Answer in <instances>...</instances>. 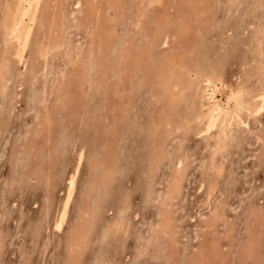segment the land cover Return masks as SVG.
<instances>
[{"label":"rangeland","instance_id":"374dc122","mask_svg":"<svg viewBox=\"0 0 264 264\" xmlns=\"http://www.w3.org/2000/svg\"><path fill=\"white\" fill-rule=\"evenodd\" d=\"M174 1L176 2L177 0H170L172 3ZM208 1L212 5L211 9L213 13L211 23H209L210 25H204L206 28L203 30L202 36L196 31L188 35L187 38V42L191 44L192 48L194 46L201 47V49L199 48L196 50L197 52L190 54V62L193 65H197V67L199 66V68L202 66V68H207V65L214 66L219 70L218 72L223 81L228 85H235L245 81L244 83L248 84H246V86L253 89L259 84V81L254 69L255 52L252 49L253 45H251L254 43L252 33L254 29L253 26L264 17V1L235 0L236 2L230 6H227L226 0ZM258 3H262L260 7L255 6L259 5ZM65 7L67 9L64 12H68L67 10L72 8L71 6L69 8L66 4ZM73 11L75 14H73L72 17H77V15L80 14V10L78 11L75 9ZM249 19L254 22H252V27L247 25L251 22ZM120 27L121 26H118V32L122 29ZM86 37L84 31L76 27H71L67 29L64 44L67 45L68 43L70 45L71 42H76L78 40L77 44L80 45L79 47H81L83 51L86 50ZM0 39L1 53L3 47L1 33ZM229 40H231V43ZM169 47L170 45L168 44L167 47H162L160 50L164 51L169 49ZM29 48L28 53L31 51L32 47L30 46ZM88 48L89 45L87 46V49ZM219 57L220 59L218 60ZM226 57L229 58L226 59ZM65 58L66 56H54V60L48 68L49 73L47 74L49 75L44 77V75L41 76L38 74L32 79L29 78L28 74L30 72L29 65L31 62L28 61L27 65L29 67L26 66L28 69H25L22 64H17L11 60V73L9 79L5 83L4 90H0V264H247V262L248 264H264V209H262L264 208V192H262L264 191V137L259 138L264 133V110L256 117H248L247 127H245V125H242L239 129L235 126L233 127L231 134L234 136L230 137L227 143L230 148L226 146L222 152L214 157L215 164H224L223 172L216 181L214 178V169L211 164L210 154L212 153V149H209V147L214 144V137L212 134L210 136L208 135L206 138L205 136H197L193 133L183 134L182 131L175 132L168 137L162 149V153L164 154L163 159L159 162L156 170L153 171L150 162L154 155V143L153 139L148 136L149 132L147 127L143 125L144 120H149L150 113L152 115L155 114L158 107L161 105L155 103L149 93L146 90L144 91V89L141 90L140 88L135 92L136 96L133 93H130V95L126 94V97H128L127 101L130 105L125 107V109L128 110H126V115L119 127L118 125L113 126L111 124L116 115L115 111H113L116 97L118 96L117 101L120 100H118L119 95L115 93V88L111 87L112 85L110 83L112 80H110L107 84L99 81L100 83L97 82L98 85L95 83L90 84L88 88L83 87L82 90H85L86 93H83V96L79 97L78 102H75L69 109L65 108L58 110L55 117H53L52 123L54 124L50 123L47 130L46 127L42 129L40 119L43 109H45L46 106L52 105V100L55 97L53 92L54 87L47 88V86L51 83V77L59 75V73L64 74L67 71V61ZM217 60L221 63H218ZM252 69H254V71ZM99 71H101V69H99ZM99 71L95 74H98ZM248 75L250 77H248ZM242 77H244L245 80L244 78L242 80ZM21 79L23 82H21ZM44 79H47L45 82L48 81V83H43L42 80ZM84 79H86V76ZM53 80H55V78ZM250 81L252 82L249 83ZM19 84L21 85L19 86ZM42 87L47 88V90L45 89V93L42 92L44 89ZM101 89H103V92ZM193 90L195 99H198L196 100L197 102H195L199 103L202 99L198 98L199 91L194 88ZM227 90V88L224 90L221 89L222 94L217 93L216 97L224 100ZM106 94L107 97L109 95L111 96L107 98L105 96ZM131 95H133L134 98L131 97ZM106 98L109 102L105 100ZM93 99L96 101H93ZM123 99H121V101H123ZM203 100V102L206 101L205 99ZM91 111L94 112V116L90 113ZM105 114L109 116L107 120H105V122L110 124L109 126L103 125L104 121L102 117ZM76 115H80V120L82 121H79V117ZM38 127H41L39 133H48V131L51 133L49 141L44 139L41 133H37ZM112 128L113 132L111 134L109 130H112ZM115 128H117V130ZM84 131L87 133L86 135H82ZM34 133L36 134L35 138ZM88 137L90 139H88ZM33 140L38 142H34L33 146H30L29 144ZM78 147H84V152L87 156L83 158L80 167L79 174L81 175H78V180H80H77L78 183L72 197L66 221L61 231L58 232L52 227L55 217L51 216L56 215L57 212L55 211H57L59 202L63 198L65 179L72 168V164L74 165L75 163L76 157L74 156L79 149ZM17 148L19 149L17 150ZM109 151H111V154ZM88 153H92V156L96 157V159L93 160L95 165L92 169L90 165V159H92V157L88 155ZM180 155L187 156L181 188L174 193L170 202L168 201L167 203V207L170 208L169 212L174 218L171 229L173 232H176V230L177 232L168 235L167 232L165 233L161 230L159 218H161V213L165 209L163 208L165 204H163L162 199L165 197L164 191L167 189V182H169L167 180L170 179L173 170L172 163L174 157ZM114 156H116V158H114ZM107 157L109 158L108 160ZM222 157L224 158L222 159ZM199 162L202 163L200 164ZM205 165L210 168H206ZM46 176H49L50 182L46 181ZM93 177L96 179L101 178V185L93 186ZM201 180H205V188L204 186L199 188L202 182ZM215 182H217V187L213 194H211L209 198L204 196L208 194L209 184H214ZM48 183L50 184L49 186ZM244 187H246V189ZM51 188L52 190H50ZM259 192L261 193L259 194ZM228 193L229 197L227 196ZM243 195V199L246 203L241 199ZM219 202L221 206L218 205ZM86 204H88L90 208L88 215L90 216L91 226L86 236L87 241L85 239L86 242H84L83 247L79 250V254L73 257L68 243L65 244V242H69L73 235L71 232L74 231V229L70 228H74L75 224L80 220V210L82 206ZM201 205L204 207H200ZM222 205L224 206L222 207ZM213 206L215 209L218 208V210H222V214L216 219L211 229L206 223L213 216V210H215ZM55 207H57L56 210ZM187 209L188 212L186 211ZM250 209H252V211ZM156 212H158V215ZM207 212L209 216H207ZM252 212L255 213V217L250 214ZM73 221L74 223H72ZM115 221H120L122 225L116 226L111 230L107 229L108 224ZM220 223L222 224L221 227L223 231L221 227H219L221 225ZM226 226L227 228H225ZM229 226H233L231 231ZM36 234L38 237L35 236ZM200 236L203 238L201 239ZM223 237L225 238L223 239ZM252 239H256L254 241V251L246 252L245 249ZM229 240L232 242H229ZM197 241L199 242L196 243ZM223 244L226 245V247ZM156 245V248H158L157 250H155ZM259 246H261V248ZM225 252H227V254ZM70 253L71 255H69ZM246 253L249 256L246 255ZM208 254H210V256ZM242 254L245 257L241 256ZM256 255L261 258L258 257V259H256ZM195 259L199 261L197 262ZM239 259L242 260V262ZM21 261H23V263ZM201 261L202 263H200Z\"/></svg>","mask_w":264,"mask_h":264},{"label":"bare ground","instance_id":"6f19581e","mask_svg":"<svg viewBox=\"0 0 264 264\" xmlns=\"http://www.w3.org/2000/svg\"><path fill=\"white\" fill-rule=\"evenodd\" d=\"M66 1L67 0H0V33L2 35V43H3L2 51L0 53V90L1 91H2V89L4 90L5 83L9 79V75L11 73V65H10L11 60H13L17 64H22L25 69L30 66V68H29L30 72L28 71L29 72L28 74H29V78L32 79V78L36 77V75H38V74L41 76L44 75V77L49 75V74H47V73H49L48 68L50 67L52 61L54 60V56H56V55L59 57L66 56L65 59L67 61V71L64 74L59 73V75H55V76L51 77V79H52V80H50L51 83L49 86H47V88H52V86L54 87L53 92L55 94L54 95L55 97L52 100L53 104L52 105L49 104L50 106H46L45 109H43V113H42V116L40 119V125H41L42 129L46 127V130H47V127L49 126L50 123L53 122V117H55L58 110H62L65 108L69 109L75 102H78L79 97H82L83 96L82 94L86 93L85 90H82L83 87L88 88L90 86V84H95L97 82L98 83L103 82L104 84H107L108 81H110V80H112V82L110 83L112 86L111 85L110 86L115 88V93L117 95H119L118 100H120V101H117V97H118L117 96L116 100H115L116 103L113 106V111H115L116 115H115L114 119L112 120L111 124L113 126L118 125V127H119V125L121 124V121L124 119V117L126 115V110H128V109H125V107L130 105L129 102L127 101L128 97H126V94L130 95V93H133L135 95L136 94L135 92H137L141 88V90L144 89V91L146 90L149 93L150 97L155 101V103H159V105H161L158 107L155 114L152 115L149 112L150 115H152V116L149 115V120L148 121L144 120V125H143V126L147 127V130L149 132L148 136L153 139V143H154L153 144V149H154L153 154L154 155H153L151 162H150V165H151L153 171L156 170L159 162H161V160L163 159L164 154L162 153V149H163L164 145L166 144L168 137L171 136L172 134H174L175 132L182 131L183 134L193 133L197 136H205L206 138L208 137V135L210 136L212 134V136L214 137V144L211 145L212 144L211 143L210 144L211 146L209 147V149H212V153L210 154V156H211V164H212V167H213L214 173H215L214 178L216 181V179L223 172V167H224L223 165L224 164H220L217 162H216L217 164H215L214 163V157L217 154H219L220 152H222L226 148V146H228L227 143L229 142L230 137L234 136L231 134L233 131V127L235 126L238 129L241 128L242 125H245V127H247L246 124L248 123L247 122L248 117H250V116L256 117L257 115H259L264 110V17H263V19H260L259 21H257V24L254 26H253L254 22L251 21L250 19L249 20L251 22L247 24L248 26H251V27L253 26V28H254L253 33H252V39H253L254 43L251 45H253L252 49L255 52L254 69H255V73L258 76L257 79L259 81V84L257 86H255L253 89H251V88H248L246 86L247 83L245 84L244 83L245 81L242 83H237L235 85H228L225 81H223L221 75L218 72L219 70H217L212 65H207V68H202L203 66L201 68H199V66L197 67V65H193L190 62V54L193 52H197L196 50L199 48L201 49V47L200 46L199 47L194 46L192 48L191 44H189L187 42L188 41L187 38H188V35H191L196 31L198 33H200L202 36L203 35L202 32H204L203 30L206 28V27H204V25H208L209 23H211V18L213 17V13H212V9H211L212 5L208 0H177L176 2L174 1L175 3L170 2V0H68L67 2ZM236 1L235 0H226V4H227V6H230V5H233L234 2H236ZM254 1H258V0H254ZM244 3H246V2H244ZM65 4L68 5L69 8H70V6L72 7L71 9L67 10L68 12H64L67 9L65 7ZM252 4H254V3H252ZM258 4L259 5H255V6L260 7L262 3L261 4L258 3ZM75 9L78 11L80 10L79 11L80 14L77 15V17H75V16L72 17V15L75 14V12L73 11ZM249 9H253V8H249ZM253 13H255V12H253ZM253 13H251V14H253ZM260 13H262V12H260ZM69 19H71V20H69ZM247 21H248V18H247ZM118 26H121L120 28H122L120 32H118L119 31ZM71 27H76V28H78V29H80L86 33V36H87L86 37L87 38V44L85 43L86 50L82 51L81 47H79L80 45L77 44L78 40L76 42H71L70 45L68 43H67V45L64 44V39H66L67 29H69ZM250 39H251V37H250ZM237 41H238V39H237ZM229 42L231 43V40H229ZM168 44L170 45L169 49L164 50V51L160 50V48H162V47H167ZM235 44H236V42H235ZM88 45H89V48L87 49ZM30 46L32 47V49L28 53ZM245 52H247V51H245ZM228 58L229 57H226V59H228ZM219 59H220V57L218 58V60ZM218 60H217V62H218ZM221 60H222V58H221ZM28 61L31 62L29 66L27 65ZM212 61H213V59H212ZM223 62H225V61H223ZM247 62H248V60H247ZM218 63H221V62L219 61ZM199 64H201V63H199ZM229 66H231V65H229ZM245 68H246V66H245ZM99 69H101V71H99ZM254 69H252V70L254 71ZM98 71H99V73L95 74ZM249 71H251V70H249ZM239 75H240V72H239ZM241 75H242V72H241ZM85 76H86V79H84ZM248 77H250V76L248 75ZM54 78H55V80H53ZM243 78L244 77H242V80H243ZM45 80H47V79L42 80L43 83H48V81L45 82ZM244 80H245V78H244ZM228 81H230V80H228ZM21 82H23L22 79H21ZM251 82L252 81H250L249 83H251ZM98 83H97V85H98ZM20 85L21 84H19V86ZM43 85H45V84H43ZM42 88H44V87H42ZM42 88H41V91H42ZM47 88L45 87L42 92L45 93V89L47 90ZM193 88L195 90L199 91V97L198 98H202L201 101H199V103H196L197 102L196 100H198V99L197 98L195 99V97H194ZM225 88L228 89L226 94H225V99L221 100L220 98H217L216 94L217 93L222 94L221 89L224 90ZM102 90L103 89H101V91ZM107 91H108V89H107ZM107 91H106V93H107ZM97 92H99V91H97ZM104 92H105V90H104ZM116 94H115V96H116ZM102 95H104V94H102ZM111 95H109L108 97H110ZM105 96L107 97V94ZM131 97L134 98L133 95H131ZM107 98L105 100H108ZM114 98H112V99H114ZM121 99H123V101H121ZM140 99H142V98H140ZM203 99H205L206 101L203 102L204 101ZM93 101H96V100L93 99ZM140 101H142V100H140ZM104 102H106V101H104ZM108 102H109V100H108ZM123 102H125V103H123ZM146 110H148V109H146ZM90 113L92 115L94 114V112H92V111ZM145 115H147V114H145ZM96 116H99V115H96ZM77 117H79L78 118L79 121H82V120H80V118H81L80 115ZM107 117H109V116H106V114L102 117V120L104 121L103 122L104 126L110 125L108 122H105V120H107ZM258 118H259V116H258ZM125 120H128V119H125ZM129 121H131V120H129ZM129 121H128V123H129ZM52 124H54V123H52ZM41 127L37 128V133H39V131H41L40 130ZM115 129L117 130V128H115ZM103 130H101V131H103ZM35 131H36V128H35ZM94 131H96V130H94ZM109 131L112 134L113 128H112V130H109ZM240 132H242V131H240ZM41 134L44 137V139L49 141V138L51 137V133H49V131H48V133L44 132ZM86 134L87 133L85 131L82 133V135H86ZM53 136H54V133H53ZM35 137H36V134L34 135V138ZM101 137H102V135H101ZM261 137H264V133L259 138H261ZM27 138H28V136H27ZM88 139H90V138L88 137ZM115 139H117V138H115ZM34 142H38V141L33 140L30 142L29 145L33 146ZM204 142H203V144H204ZM15 143H16V141H15ZM27 144H28V142H27ZM93 144H95V143H93ZM18 149L19 148H17V150ZM84 151H85L84 147H81L76 151V153H75L76 155L74 156V157H76L75 163H74V165L72 164V168L70 169V171H69V173L65 179L63 198L59 202V207H58L57 211H55V212H57L56 215L51 216V217H55L53 224H52V227L55 231H58V232L61 231V229L63 228V225L66 221V216H67V213H68L71 201H72L74 191L76 190L75 189L76 185L78 183L77 182L78 175H81V174H79L80 167H81L83 158H85L87 156ZM31 152H29V153H31ZM109 152L111 154V151H109ZM207 154H209V153H207ZM88 155H91V157H92V159H90L91 160L90 165H91V169H92V168H94L93 166L95 165L93 160H95L96 157L92 156V153H88ZM32 156H34V155H32ZM34 157H36V156H34ZM114 158H116V156H114ZM223 158L224 157H222V159ZM29 159H30V157H29ZM108 159L109 158L107 157V160ZM186 159H187L186 155H183V156L180 155V156L174 157V160L172 163L173 164V167H172L173 170L171 172L170 179L167 180L169 182H167L168 186H167V189L164 191L165 197L162 199L163 204H165V206L163 208H165V209L161 213V218H159V221H160L159 225H160L161 230L164 231L165 233L167 232L168 235L174 233L175 231L173 232V230L171 229L172 221H174V218L172 217L171 213L169 212L170 208L167 207L168 206L167 203H168V201L170 202L174 193H176L181 188V183H182V179L184 176L183 175L184 174V166L186 165V163H185ZM217 159H219V158H217ZM195 160H198V159H195ZM72 161H74V160H72ZM56 162H57V160H56ZM165 166H166V164H165ZM190 166H189V168H190ZM43 167H44V165H43ZM207 167L208 166H206V168ZM208 168H210V167H208ZM203 170H205V169H203ZM192 172H194V171H192ZM209 172H210V170H209ZM225 173H226V170H225ZM91 175H93V174H91ZM224 175H226V174H224ZM210 176L212 177L211 174H210ZM92 180L94 182V184L92 183L93 186L101 185V178H99V179L94 178ZM46 181H49V176H46ZM204 181L201 182L199 188L204 186V184H205ZM44 183H46V182H44ZM185 183H186V180H185ZM49 185L50 184L48 183V186ZM209 186H210L209 191L207 192L208 194L207 195L203 194L204 196H207L208 198L216 190L217 182H215L214 184L210 183ZM204 188H205V186H204ZM244 188L246 189V187H244ZM235 189H236V187H235ZM50 190H52V188ZM221 190H222V188H221ZM260 190H261V188H260ZM226 192H225V195H226ZM262 192H264V191H262ZM205 193H206V191H205ZM229 193L227 195L228 197H229ZM260 193L261 192H259V194ZM45 194H47V193H45ZM188 195H190V194H188ZM248 195H249V193H248ZM213 197H214V195H213ZM46 198H48V197H46ZM243 198H244V195L241 199H243ZM204 199H205V197H204ZM176 201H177V199H176ZM239 201H240V199H239ZM243 201H244V199H243ZM249 201L252 202L251 200H249ZM114 202H115V200H114ZM123 202H125V201H123ZM174 202H175V200H174ZM201 202H203V201H201ZM244 202L246 203V201H244ZM49 203H50V201H49ZM182 203H183V201H182ZM173 205H174V203H173ZM202 205L200 207L203 208L204 206H202ZM218 205H220V202ZM88 206H89L88 204L82 206V209L80 210L81 211L80 220L77 222V224H75L74 228H72V227L70 228V229H74V231L71 232L73 235L71 236L69 242H65V244L68 243L69 249H71V253H72L73 257H76L79 254V252H80L79 250L83 247L84 242L87 241L86 236L90 230L89 227L91 226V220L89 218L90 216L88 215V213L90 212V208ZM107 206H108V204H107ZM223 206L224 205H222V207ZM225 207H226V205H225ZM56 208L57 207H55V210H56ZM213 208H214V206H213ZM262 209H264V208H262ZM250 210L252 211V209H250ZM171 211H173V210H171ZM186 211L188 212V209ZM221 211L218 210V208L213 210L212 218L210 220H208V222L206 223V224H208V226H210V228H211V226H213L215 224L216 219L222 214ZM211 212H212V209H211ZM156 213L158 215V212H156ZM207 214H208V212H207ZM207 214H205V215H207ZM250 214L253 215V217H255L254 216L255 213L252 212ZM124 215H125V213H124ZM251 215H249V216H251ZM207 216H209V214ZM185 217H186V215H185ZM226 217H227V215H226ZM180 220H182V219H180ZM175 221H177V220H175ZM72 223H74V221ZM46 225H47V223H46ZM121 225L122 224L120 223V221H115L113 223L108 224L107 229L111 230V229L115 228L116 226H121ZM44 226H45V224H44ZM221 226H222V224L219 227H221ZM34 227H35V225H34ZM225 228H227V226ZM231 228H233V226L230 227V231H231ZM129 229H130V227H129ZM221 229H222V227H221ZM36 230H37V228H36ZM222 231H223V229H222ZM228 231H229V228H228ZM34 232H32V233H34ZM157 232H158V229H157ZM176 232H177V230H176ZM183 232H185V231H183ZM192 232H193V230H192ZM51 233H52V231H51ZM134 233H135V231H134ZM180 233H181V231H180ZM180 233H177V234H180ZM158 234H160V233H158ZM35 236H37V234ZM126 237H128V236H126ZM184 237H185V234H184ZM194 237H195V235H194ZM202 238L203 237H201V239ZM224 238L225 237H223V239ZM228 238H230V237H228ZM85 239H86V241H85ZM33 240H32V242H33ZM162 240H163V238H162ZM162 240H161V242H162ZM255 240L256 239H252V241L249 243L248 247L247 248L245 247L246 252L247 251H250V252L254 251V244H255L254 241ZM36 241H37V239H36ZM191 241H192V239H191ZM92 242H93V240H92ZM198 242L199 241H197L196 243H198ZM203 242H204V240H203ZM229 242H232V241L229 240ZM236 242H237V240H236ZM165 243H166V241H165ZM244 243H245V241H244ZM89 244H90V242H89ZM88 246H90V245H88ZM224 246L226 247V245H224ZM241 246H243V245H241ZM156 247H157V245L155 246V250L158 249ZM259 247L261 248V246H259ZM65 248H66V246H65ZM41 250H43V249H41ZM103 250H104V248H103ZM140 251H141V249H140ZM199 251H200V249H199ZM24 253H26V252H24ZM71 253L69 255H71ZM141 253H142V251H141ZM225 253L227 254V252H225ZM241 253H242V251H241ZM153 254L155 255L154 252H153ZM210 254H211V252H210ZM210 254H208V255L210 256ZM108 255H111V254H108ZM228 255H226V256H228ZM246 255H248V254L246 253ZM259 255H261V254H259ZM194 256H196V255H194ZM241 256H244V255L242 254ZM231 257H232V255H231ZM258 257H260V256H257L256 259H258ZM219 258H220V256H219ZM251 259H252V257H251ZM20 260H22V259H20ZM80 260H81V257H80ZM228 261H226V262H228ZM240 261L242 262V260H240ZM21 262L23 263V261H21ZM29 262H30V259H29ZM222 262H223V260H222ZM232 262H234V261H232ZM24 263H25V261H24ZM200 263H202V261ZM247 264H248V262H247Z\"/></svg>","mask_w":264,"mask_h":264}]
</instances>
